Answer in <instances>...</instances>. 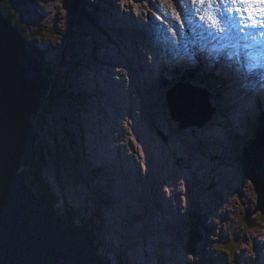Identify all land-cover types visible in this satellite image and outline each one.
Wrapping results in <instances>:
<instances>
[{"label":"rangeland","instance_id":"obj_1","mask_svg":"<svg viewBox=\"0 0 264 264\" xmlns=\"http://www.w3.org/2000/svg\"><path fill=\"white\" fill-rule=\"evenodd\" d=\"M82 1L83 14L88 12L90 17L76 20L74 26L66 0H29L20 15L26 38L37 49L34 54L38 55L32 56L44 61L45 74L57 91H62L54 100L46 96L44 123L35 128L36 145L42 147L46 162L42 183L57 200L56 211L75 212L74 228L87 226L98 254L108 264H264V203L258 204L252 182L243 179L240 159L244 146L255 138L259 121L264 120V104H243L245 108L241 109L229 98L230 112L223 114L220 103L213 101L225 88L219 79L186 76L183 68H178L177 77L164 72V77L154 82L161 89L160 100L153 99L155 106L158 104L156 120L151 108L146 110L145 119L150 136L166 145L164 151L170 154L160 164L164 169L161 176L149 159L153 150L135 140L140 132L139 97L135 94L140 92V101H145L143 92L148 86L139 89L134 83L138 92L127 95L125 89L135 79L131 76L128 86L118 85L126 99L119 96L114 102L103 85L104 80L118 75L110 67L128 69L135 76L137 67L141 69L136 56L143 45L133 39L126 20L135 8L126 9L125 0ZM137 1L158 5L155 0ZM157 1L170 6L169 0ZM216 7L220 6L216 3ZM204 10L212 16V3ZM148 12L146 9L142 15ZM156 12L160 15L158 21L164 22L162 14ZM196 47L200 49L198 44ZM192 64L182 63L186 67ZM186 80L207 89L214 113L202 127L180 130L179 123L172 120L168 101L175 97L176 93H171L175 88L182 96L180 90L186 87L180 84ZM251 84L260 91L254 80ZM127 100L131 101L129 107ZM177 100L176 104L181 103ZM115 103H119V109ZM114 114L122 126H112ZM232 116L236 117L234 123ZM102 117L105 121L99 120ZM158 120L164 128L156 125ZM98 134L107 136L108 146L96 140ZM117 135L119 141L113 139ZM183 139L187 153L175 156L171 146ZM113 152L130 167L134 166V158H146L150 164L144 172L132 167L130 173L118 164L106 167L101 158ZM257 207L260 211L256 212ZM194 222L199 224L196 231L202 237L190 253L187 248Z\"/></svg>","mask_w":264,"mask_h":264},{"label":"water","instance_id":"obj_2","mask_svg":"<svg viewBox=\"0 0 264 264\" xmlns=\"http://www.w3.org/2000/svg\"><path fill=\"white\" fill-rule=\"evenodd\" d=\"M16 30L9 20L0 17V264H107L98 258L91 236L66 222L50 197L35 194L19 172L36 162L32 115L44 106L49 83ZM182 86L197 97L200 112L196 114L194 106L189 107L175 88L171 93L177 96L168 101L172 120L179 123L180 130L202 127L214 113L209 93L190 84ZM176 97L181 103L176 104ZM254 137L244 146L240 159L243 179L252 182L261 205L264 125L260 124ZM261 213L264 215V211ZM189 237L187 250L191 253L202 236L194 230Z\"/></svg>","mask_w":264,"mask_h":264},{"label":"bare ground","instance_id":"obj_3","mask_svg":"<svg viewBox=\"0 0 264 264\" xmlns=\"http://www.w3.org/2000/svg\"><path fill=\"white\" fill-rule=\"evenodd\" d=\"M155 1L158 3V6H156L155 9H157L162 14V16L164 17V19L166 21V23H165V22H162L163 21L162 19H159V21L161 20V23L159 22L160 26L158 27V29H159L158 35L161 38L159 39V41L157 40L160 44V48L164 49L163 52H164V54H166L165 58H158L157 57V50L155 49L154 46H152L151 43H149L150 38L152 36H154V34H155L152 31L155 29V27L143 29L142 28L143 22H138L139 17H138V21L133 17V14H135L136 16L147 15V14H145V15H142V14L147 9L146 4H148V2L146 4H144L143 2L137 1V0H125L126 9L130 10V8H135V11L137 12V14H136L135 11L133 10L131 12L132 17L129 16L128 19H126V16H128V15L125 16V14H123V17L129 22L128 26L132 29L133 34H131V35L134 36L133 39L136 40L137 42L140 40V42H139L140 45H141V43L143 45L141 47V52L137 53L138 54L137 59L140 61L141 68H145L146 70H151L154 73V75L148 73L147 71L139 69L137 66H136L137 67L136 76L134 75V73L132 71H129L128 69L116 68L113 66L112 68L110 67V70H115L118 75H114L113 79H111V80H107V81L104 80L106 83H104L103 85H105L108 88L109 94H111L115 98L114 102H118L119 96L126 99L125 96L123 95V93L120 91V88L118 85L119 84H126L128 86V83H129L131 76H134L135 79L132 83H129L130 89L128 87H126V89H125L126 94L127 93L130 94V92H133L135 94L136 92H138L137 88L132 86V84H134V83H135V86L139 87V89H141L142 87L148 86L146 88L145 92H143V94L147 98L145 101H140L142 99V97L140 98V92L135 94V97H139L138 98V101H139V108L138 109L140 111V121L137 125L140 129V132H138L136 134L135 140L137 142L141 143L146 148H151L153 150L152 154L149 156V159L151 160V163L155 164L156 165L155 167L157 169H159V171L161 173L160 175L163 176L164 175V169H162L160 167V164L164 161H167L168 158L170 157V154L168 152L164 151L166 149V145L160 144L156 138H154L153 136H150L149 131L147 130V125H145V119H147V112H146L147 109H150V108L153 109V112H154L153 115H154V118L156 120L155 110H157L158 104L156 102L157 105L155 106L153 99L158 98L160 100L161 93L158 91L161 89L157 88L154 85V82L156 80L163 78L164 72L170 73L169 77H177V74L175 73V66L179 62H181L182 60H190V59L199 58L201 56V53H202L200 51L201 45L217 48V49L211 50V51H219V53H221L223 57L230 56L232 51H237V53H239L240 61L236 65V67L234 68L236 73L234 75H232L230 73V70H228V73H229L228 77L226 75L224 76V80L227 84H226L225 88L219 92L218 98L215 96L217 99L213 98V101L216 102L217 104L220 103V107L223 110V114L230 112V110L227 111L229 108V105H230L228 103L229 98H231V103L233 104V106L236 103L238 104L237 108L241 107L242 109H244L245 106L243 104L249 105V106L252 105L254 103V98H253L254 94H256V96L264 94V80L261 79L259 77V75L257 74V73H261L264 75V65H262V64H264V62H262V64L260 65L259 68H255L254 65H256V66H259V65L254 63V59L252 57L254 54H258V53H261L264 55V27L259 26L261 23H264V19L261 22H259V17L257 15H254V19L250 20L248 14H245L243 12L238 14V13H235L234 11H230V9L235 8V5L230 4V3L226 4V5L225 4H217L218 6H220L219 9H217L215 0H212V16L207 14L204 10V12L207 14V21H208V25L203 23L201 26L202 31L204 33L214 32L216 30L217 26H219L220 24H222L225 21L229 22L230 18H235L236 20H238L237 16H241L243 18L242 21L233 22L231 24V27H229L230 29L232 28L235 31V34H233L231 36H227V38L221 40L219 42V44H217V43L210 42L207 39L206 35H203V36L196 35V33L194 32V29L191 27L190 24H189L188 30L193 35V37L189 36L188 33L182 28V26L175 19H173L171 12H170V6H168V8H167V6L164 5L165 3L162 4L161 2H159L157 0H155ZM171 1H175V4H178L177 0H171ZM208 5H209V1H207L204 6H208ZM179 6L181 7L182 11L186 10V5L184 2H182V1L179 2ZM196 6L202 8L203 4L198 3V4H196ZM178 12H180V10ZM0 15L3 18L5 17L7 20H9L3 13L0 12ZM159 17H160V15L158 16V18ZM182 17L184 19H186L184 12H183ZM10 23H11V21H10ZM253 24H255L257 26L252 27ZM11 25H12V23H11ZM137 28H138V31L140 29L143 33L147 32V35L145 36V38H143L141 36V34L139 36V33H137ZM258 31L261 32L262 37L258 36V34H257ZM220 32L224 33L223 31H220ZM16 33H17V36L19 38H21L23 40V42L27 45V43L25 42V40L23 38L22 33L19 30H16ZM177 33H182V35H177ZM217 35H219V33ZM252 37H255V41L252 39ZM182 38H183V40H182L183 53L181 54L176 50V44L180 43ZM197 44L200 46V49H198L196 47ZM246 45H250V47H246ZM152 47L154 48L153 50H154L155 59L149 60V58H146V51H148V50L151 51ZM143 48H144V52H143ZM143 54H144V56H143ZM34 56H35V54H34ZM245 57H246V59H249L252 61V63L251 62L248 63L252 72L244 71L242 68V63H243ZM33 58H35L37 60V62L39 63V65L42 67V69L44 71L43 74L46 77L47 82L49 83V90H48V94H49V91L51 88V82H50L48 76L45 74V69H44L43 64L41 63L39 57H33ZM130 58L131 57H129V59ZM245 65H247V63H245ZM189 70H190V68L184 69L183 73L188 74ZM106 75H108V74H106ZM201 75L206 76V75H209V73H202ZM238 75L249 76L248 81L247 82H244V81L240 82L237 79ZM251 75L254 76L253 80L255 81V84H256L257 88L260 89V91H257L253 88V86L251 84V80H252ZM210 76H212V75H210ZM213 79L217 80L218 77L213 76ZM99 87H100V85H99ZM127 88H128V90H127ZM180 91L182 93V97L185 100H187L188 104H191V105L193 104L195 111H197V109H196L198 107L197 106L198 105L197 97L193 96L189 91H187L186 88H182V90H180ZM224 91H228V93L226 94V93H224ZM97 93H98V91H97ZM235 95H237V96H235ZM238 97H242V101H238L237 100ZM83 101L88 102V100H86V99ZM127 101H128V105L126 107H129L131 104V101H129V100H127ZM225 101L227 102L226 106H223L222 104H224ZM254 104H255V107H258L260 105V102L257 101ZM115 105L119 109V103H115ZM147 105L149 108L147 107ZM144 106H146L145 109H144ZM198 109H199V107H198ZM41 110H39L36 114L32 115V120H33V117L35 115H37ZM100 119H102V121H105V119L103 117L99 118V120ZM235 119H236V117L232 116L231 121H233V122H231V123H234ZM112 122H113L112 126H114V127L122 126V121L120 119H118L115 114L112 117ZM33 124H34V135L36 136V140H37L38 134H36V131H35L34 120H33ZM162 124H163V122L161 120L156 121V125L159 128H164V126ZM101 131L105 132V129L103 126L101 127ZM215 135L220 136V134H218L217 132L215 133ZM95 138H96V140L99 139L100 142H103L102 143L103 146L109 145V143L107 141V136L105 134H103L102 136H100V134H98ZM113 139L115 141H119L120 135L113 136ZM185 142H186V139H183L180 143H179V141L173 143L171 146L173 148V150L171 152H173L174 155L178 156V157H182V156L186 155V153H187L186 147H183V146H186ZM117 146L120 147L119 145H117ZM101 159H102V161L107 163L106 167L109 166L112 168V167H114L115 164H118L120 166H123L124 169L129 173L132 171V167L137 168L141 172H144L145 168L147 167V164L149 163L148 159H146V158H142L139 160L134 158V166L130 167L128 164H126L120 158V156L116 152H113L111 154V156H109V157L105 156V157H102ZM30 165H32V164H30ZM29 166H28V168H29ZM19 172H20V170H19ZM94 175H96V174L94 173ZM161 182H163V180ZM32 190H33V188H32ZM40 196H46L47 198H49V196L46 194H40ZM263 201H264V198H263ZM58 214H59V212H58ZM258 237H260V236H258ZM255 238H257V237H255ZM261 240L264 241V239H261ZM91 242H92V246H93L98 258L102 262L108 264L107 260L98 254V250L95 246V243H94V240L92 237H91ZM258 244L260 245V243H257V245Z\"/></svg>","mask_w":264,"mask_h":264},{"label":"trees","instance_id":"obj_4","mask_svg":"<svg viewBox=\"0 0 264 264\" xmlns=\"http://www.w3.org/2000/svg\"><path fill=\"white\" fill-rule=\"evenodd\" d=\"M29 0H0V12L3 13L12 23L13 26H15L23 35V38L25 40V42L27 43L28 47L31 49V51L34 53L37 49L34 48L33 45H31L30 41L26 38L27 36L24 34V27L22 26V22L20 21V15H22V8H25L27 2ZM69 2V10L71 11L72 15L74 17L73 18V22H75L76 20L79 21H83L85 20H89V14L88 12H86L87 14H83V1L82 0H66ZM6 5V6H4ZM82 12V13H81ZM87 15V16H86ZM75 23L72 24V26H74ZM71 45V44H70ZM69 45V46H70ZM36 56L38 55L37 53L35 54ZM41 60V58H40ZM42 61V60H41ZM42 64H44L43 66L46 69L45 63L44 61H42ZM47 74V72H46ZM50 82H51V88L49 91V98L48 100L52 99L54 100V97L59 96L57 95L58 93H61L62 91L59 88V92L57 91V88L54 86V83L52 82L51 78L48 76ZM61 95V94H60ZM52 102V101H51ZM49 104V105H48ZM48 107L50 106V103L48 101L47 103ZM47 107L44 106V108L33 117L34 123H35V128L40 127L41 123H44V110H46ZM259 124L264 125V121L260 120ZM36 134H38L36 132ZM38 138V135H37ZM36 147L38 148L37 151V159H36V165H30L28 169H24L21 170L20 172L25 175L29 185L33 188L35 193L40 194H46L50 197L51 201L56 204L57 200H55V198H53L50 193L48 192V190L45 188V186L43 185L42 181H45V178H43V168L46 164V162H44V154H41L43 151H41V148L39 143L36 145ZM50 190V188H48ZM59 210V209H58ZM66 212L60 214L68 223H70L71 225L74 224V214L75 212H72L71 210H64ZM60 213V212H59ZM198 223L196 224L194 222V224L190 227V232L194 231L196 229H198ZM74 226V225H73ZM75 229L78 230H83L85 232L88 233V229L86 225H80L77 226ZM94 240V239H93Z\"/></svg>","mask_w":264,"mask_h":264},{"label":"snow or ice","instance_id":"obj_5","mask_svg":"<svg viewBox=\"0 0 264 264\" xmlns=\"http://www.w3.org/2000/svg\"><path fill=\"white\" fill-rule=\"evenodd\" d=\"M194 3L203 4L205 0H193ZM217 4H235L237 5L234 9H230V11H234L235 13H245L248 14L249 19H253L252 13H256L261 19H264V0H215ZM212 0H209V4L211 5ZM239 5H250L251 8H241ZM179 7V4H177ZM257 25L253 24L252 27H256ZM260 27H264V23L259 25ZM177 35H182V33H177ZM255 41V37H252ZM246 47H250V45H246Z\"/></svg>","mask_w":264,"mask_h":264}]
</instances>
